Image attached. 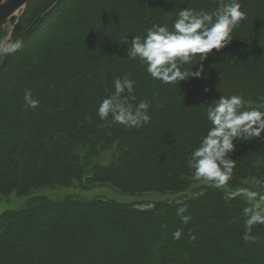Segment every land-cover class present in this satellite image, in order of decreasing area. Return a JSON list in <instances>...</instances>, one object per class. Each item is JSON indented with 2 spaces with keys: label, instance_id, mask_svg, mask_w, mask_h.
Returning <instances> with one entry per match:
<instances>
[{
  "label": "trees",
  "instance_id": "16d2710c",
  "mask_svg": "<svg viewBox=\"0 0 264 264\" xmlns=\"http://www.w3.org/2000/svg\"><path fill=\"white\" fill-rule=\"evenodd\" d=\"M241 3L247 18L201 62L206 76L176 87L152 80L118 43L153 23L170 27L180 8L211 11L216 0H30L10 39L23 46L0 69V195L74 183L128 194L187 190L190 153L208 127L201 104L219 95L264 97V0ZM125 74L136 81L135 102L150 104L151 120L140 128L97 116L113 79ZM26 89L37 108L23 107ZM106 152L112 160L100 163ZM231 158L227 186L264 180V141L240 142ZM247 204L212 187L146 207L37 196L0 214V264H264V225L243 239ZM182 205L188 224L176 214Z\"/></svg>",
  "mask_w": 264,
  "mask_h": 264
},
{
  "label": "clouds",
  "instance_id": "9594fccd",
  "mask_svg": "<svg viewBox=\"0 0 264 264\" xmlns=\"http://www.w3.org/2000/svg\"><path fill=\"white\" fill-rule=\"evenodd\" d=\"M7 0H0V4ZM247 18L242 11L241 0H216L213 10L180 8L168 24L153 23L142 34L122 37L119 45L126 46V58L137 61L152 79L163 84L177 85L189 78L206 76L203 61L212 50L224 49L232 40L233 32ZM23 46L20 39L0 42V56L15 54ZM199 57V63L192 65ZM114 92L103 97L96 109L97 116L113 124L127 128H140L151 120L150 104L147 99L139 102L134 94L136 81L129 74L117 76L112 81ZM208 89L205 88L204 92ZM23 107L35 109L39 100L30 90L23 96ZM204 106L208 123L199 143L190 153V167L196 179L204 180L216 188H222L233 178L237 161L231 154L240 142L264 141V97L257 101L245 99L243 94L219 95ZM239 141V143H237ZM249 202L242 210L245 241L251 236L254 225H264V180L253 178L251 187L236 189ZM231 198V194H230ZM186 205L177 208L181 223L188 224L192 216ZM182 229L173 232L179 239Z\"/></svg>",
  "mask_w": 264,
  "mask_h": 264
},
{
  "label": "rangeland",
  "instance_id": "374dc122",
  "mask_svg": "<svg viewBox=\"0 0 264 264\" xmlns=\"http://www.w3.org/2000/svg\"><path fill=\"white\" fill-rule=\"evenodd\" d=\"M28 4V3H27ZM26 6L24 7V9ZM23 9V11H24ZM20 12L10 20L0 29V42H4L6 39H11V33L18 22L19 17L23 13ZM2 60V56H0V62ZM112 160V155L110 152L104 153L98 161L100 163H108ZM252 180H245L243 182V186L232 188L229 186H224L222 188H217L223 191L226 194H231L233 196H237L242 199L244 202L249 203L247 199L241 195H236V189L241 187H251ZM203 187H212L210 183L204 180H198L193 176L191 186L179 193H157V192H144L140 194H128L118 189L114 188L108 184H98L93 186H88L85 183L79 184L74 183L67 187H54V188H44L38 190H32L27 195L18 196L15 193H11L8 195H0V214L6 210H16L23 207L29 200L37 196H46L49 199H59L65 196H75L80 198L92 199V198H102L105 200H111L120 203H132L141 207H146L155 202L162 201H176L181 198H188L194 195L199 189Z\"/></svg>",
  "mask_w": 264,
  "mask_h": 264
},
{
  "label": "water",
  "instance_id": "95a60500",
  "mask_svg": "<svg viewBox=\"0 0 264 264\" xmlns=\"http://www.w3.org/2000/svg\"><path fill=\"white\" fill-rule=\"evenodd\" d=\"M29 1L30 0H7L6 3L0 4V29L7 23L8 20L22 12ZM36 20L33 22V24L36 22ZM8 56L9 55L4 56V58L1 60L0 69Z\"/></svg>",
  "mask_w": 264,
  "mask_h": 264
}]
</instances>
